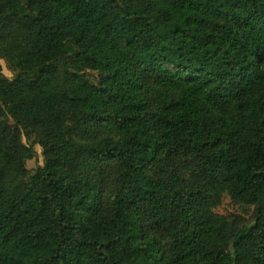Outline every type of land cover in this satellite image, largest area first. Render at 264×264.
<instances>
[{"label": "trees", "instance_id": "obj_1", "mask_svg": "<svg viewBox=\"0 0 264 264\" xmlns=\"http://www.w3.org/2000/svg\"><path fill=\"white\" fill-rule=\"evenodd\" d=\"M0 264H264V0H0Z\"/></svg>", "mask_w": 264, "mask_h": 264}, {"label": "rangeland", "instance_id": "obj_2", "mask_svg": "<svg viewBox=\"0 0 264 264\" xmlns=\"http://www.w3.org/2000/svg\"><path fill=\"white\" fill-rule=\"evenodd\" d=\"M3 64L4 73L12 77L13 73L9 70L5 60L1 59ZM93 78V73H90ZM37 156L27 161V167L34 172L40 165H44L45 159L43 156V150L40 145L36 146ZM218 214L226 216L231 221L237 223V225L249 224L252 225L255 222L254 206H246L237 203L231 199L229 195H225L222 203L215 210Z\"/></svg>", "mask_w": 264, "mask_h": 264}]
</instances>
